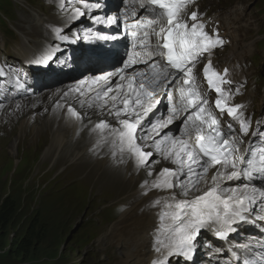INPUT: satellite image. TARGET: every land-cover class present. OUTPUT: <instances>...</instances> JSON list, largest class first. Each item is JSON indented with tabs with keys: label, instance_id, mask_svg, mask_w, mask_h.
Segmentation results:
<instances>
[{
	"label": "snow or ice",
	"instance_id": "1",
	"mask_svg": "<svg viewBox=\"0 0 264 264\" xmlns=\"http://www.w3.org/2000/svg\"><path fill=\"white\" fill-rule=\"evenodd\" d=\"M195 2L139 0L141 14L138 16L133 9L130 21L128 13L123 18L125 34L132 38L131 49L113 72L92 78L98 88H89L94 99L108 108L118 124L112 126L101 121L95 130L112 137L111 142L118 147L121 157L133 159L137 167H150L157 162L154 155L161 154L176 166L163 168L150 185L144 182V186L168 193L163 201L153 202L154 207L161 208L153 243L158 255L152 264H169L172 256L189 257L202 231H213L217 238L228 239L240 223L264 219L261 216L264 188L243 182L264 173V147L260 149L258 169L253 168V161L248 158L255 155V139L264 145V130L258 122L257 130L251 133L255 139H249L248 148H241L244 137L249 136L250 121L245 118L242 105L228 104L231 90L222 87L232 83L224 78L228 70L218 73L210 59L213 50L225 42L218 31L207 30L198 9H192ZM94 7L101 5L96 3ZM77 15L84 13L76 9L69 19ZM96 20L117 27L122 22L119 15L96 17ZM88 38L106 41L116 40L117 36L95 33ZM75 39L81 37L77 35ZM206 57L208 63L203 74L208 90L217 93L214 102L217 112L208 106L207 95L197 82L196 66ZM173 88L178 93L176 105L172 104ZM161 89L169 100V115L146 123L149 115L158 110L161 99L157 93ZM75 91L84 95L80 88ZM121 104L123 107H119ZM68 111L80 119L72 108ZM177 112L184 113L178 135L170 131ZM225 114L238 123V129L231 122L222 123ZM166 128L169 130L164 131ZM210 168L216 169L208 182L210 186L200 195L187 199L191 192L201 191L198 184Z\"/></svg>",
	"mask_w": 264,
	"mask_h": 264
},
{
	"label": "bare ground",
	"instance_id": "2",
	"mask_svg": "<svg viewBox=\"0 0 264 264\" xmlns=\"http://www.w3.org/2000/svg\"><path fill=\"white\" fill-rule=\"evenodd\" d=\"M107 2L108 6L100 4L101 7L96 8L93 4L82 0H45V5L54 3L55 8L51 7V11H49L50 8L48 7V10L44 11L37 3L34 2L33 4L30 1H27V4L29 5L28 7H31L32 9L29 10L26 8L29 11L28 13L19 14L16 24L19 26L20 19L22 18L20 27H23L24 24H26L29 28L34 29L35 31L33 35L35 39H23L22 45L20 46L17 44V48L13 52L16 54L26 53L29 48L41 44V40L47 38L54 27L57 26L62 28L68 21H73L74 19H69V17L75 13L76 9H80L85 16L77 15L75 19H85L83 21L87 22L83 23L81 27L83 29L78 34V36L81 37V39L78 40H82L83 44L81 54L77 57L79 60H77L76 63L80 60H87V58L91 56V53L95 51L94 49H96H93L91 45L89 46L88 40L86 41L84 36L87 38L92 37L95 33L106 35L104 33H112V29L114 28V32L118 31L121 33L120 35H116V40L105 41L91 38V40L99 46L106 42L112 46L110 48L111 51H106L101 57L100 65L103 66H101L102 68L99 66V68L103 69L107 67L104 71L107 73L113 72L117 68V61L122 59V54L126 51L124 47L126 39L124 40L123 38L125 32L121 31V26H109L97 22L96 17L106 18L112 15H119V12H113L115 7H111L110 5L113 3L114 6H116L117 0H107ZM22 4L23 1H18L17 3L19 7H22ZM55 4H58L59 7L55 6ZM85 4H88L91 7L85 8ZM242 8L241 4L238 5L236 3L232 7L224 9L223 11L217 8L213 14L209 15L213 18V21H220V28L223 30L226 43L229 45V48L224 52L223 56L218 58L219 64L227 65L231 69L232 75L235 79L245 76V59L250 54V43L243 38L245 27L248 25L241 23L242 15L245 11ZM56 9L58 13H55ZM65 10H68L69 14H61V12ZM45 12H48V16L51 18L45 17ZM79 26H81V22ZM113 35L114 34H109L107 36ZM114 46H116L118 50H115ZM48 47L51 48V46ZM242 47L244 48L241 50L240 48ZM104 71L100 70L95 74H91V71L88 70L86 75L78 80L65 83L66 85H61L62 87L57 86L58 89L54 88L50 90V95H48V97L47 91L42 90L37 95L25 96L18 100H13V102L20 103L24 101L26 103L25 106L23 105V110L18 112V114L24 116V119H20L21 121L17 123V127L15 128H12L9 124H6V126L9 128L8 131L10 132L18 129L15 138L16 141L11 145L12 150H15L16 148H14V144L19 143V147L21 146V150L25 153L28 152L27 149H31V151L40 155L39 152L44 147L47 140L46 137H43L41 142L35 140L32 141L29 143L30 146H27L26 143H22V140L24 135L31 131H34L35 135L39 132L45 134L47 131L50 136V146L45 150L39 161L40 165H46L50 160L51 169H58L57 165L66 164V166L64 165L65 167L63 166L61 172L70 169L82 170L83 167V170L87 172V178L93 179V175H95V179L98 180L97 185L101 190L107 185L108 188L118 193L120 191L125 192L127 195H124L125 197L123 200H119L120 198L116 200V204L118 205L120 201L128 202L127 205L122 207V212L126 209L127 211L106 227V232L103 233L97 242L103 241L104 244L101 245L102 249H108L109 246L120 249L122 253H119V255L122 256V260L128 264H152V261L155 260L158 255L154 251L153 243L154 237L156 236L158 214L161 208V206L154 207L153 202L157 199L163 201L168 193L152 189L149 186H144V182L148 181L150 185L156 180L158 174L163 168H174L176 166L170 161L164 160L163 165L159 166L158 169H154V173L151 171L150 167H137L133 159L128 158L126 155L121 157L118 147L111 142V136L105 137L99 130H95V125L100 123L102 118L108 117L106 115L108 108L102 106L99 100L94 99V92L89 91V88L96 89L99 87L98 84L92 83V78L105 75ZM68 76L71 77L72 75H69L68 73V75L62 77L64 78ZM49 88L50 87L46 89ZM77 88H80L84 92V95L75 91ZM163 91L164 90L161 89L157 94V96L160 97L161 102L165 105V112L160 115L161 118H165L169 115V100L165 97ZM109 95L111 96L113 93H110ZM259 105L264 108V101L259 102L258 107ZM110 106L111 105H109V107ZM122 106V104L119 105V107ZM87 107L92 108V111L87 112ZM69 108H72L79 115L80 119L73 116L68 111ZM35 112H40V115L37 117L36 115L30 117V115H33ZM180 114H183V112L175 113V122L170 126L171 132L177 129L179 124V118H177V115ZM93 115L96 116L93 117ZM155 116L156 118H154ZM157 118H159V115H157L156 112L150 114L146 123ZM13 121H15V119ZM113 126H118L116 120L113 121ZM1 129L0 126V130ZM168 130L169 129L167 128L164 129V131ZM161 135H163V133H161ZM249 139L255 138H252L250 133L248 137H244L245 143L242 145V149L248 148ZM257 141H259V139H255L254 147L255 145H258ZM146 150L154 151V149ZM38 155L31 154L30 156ZM248 158L251 159V155L248 156ZM252 161L253 168L258 169L261 166L258 161ZM147 170H149L154 177L148 175ZM215 170L216 169L214 168H210L206 177L200 180L198 187L203 185V189L200 192L210 186L208 182H210L211 176ZM76 172L80 173V171ZM36 176L38 177V175ZM243 182L255 185L262 184L264 183V173L256 176L252 181L245 180ZM235 183L241 182L237 181ZM260 187L264 188V185H261ZM174 191L179 192L178 189H175ZM191 193L187 199H192V197L198 196L195 194L191 195ZM178 198L184 199L185 197ZM117 205H113L112 208L115 209ZM261 216H264V213H261ZM251 223L247 224V228H240L238 230V237H234L235 240L233 241L240 243L243 242V239L249 236L252 238L260 237L261 234L260 232H257L256 229L261 227L264 231V219H255V221ZM203 233H205V231H202L198 236L199 243L196 247L195 253L190 254L187 258L183 256H172L169 263L225 264V260L220 263L219 259L223 256H233L232 253V255H229L231 250L237 254L235 250H233V247L224 244L223 241H216L206 235L202 237ZM253 240H256L255 243H253L252 240L247 241L249 245H245L246 249L242 250L237 248V250L240 251V255L234 257L238 259L233 258L226 262V264H238V262L243 261V259H257L260 264H264V236ZM201 242L202 248L204 249L203 251L200 246ZM225 247L226 251L218 254V251ZM253 247L262 249L256 250ZM208 251L209 254H207ZM205 253L206 255H204ZM200 256L201 258L199 259Z\"/></svg>",
	"mask_w": 264,
	"mask_h": 264
},
{
	"label": "rangeland",
	"instance_id": "3",
	"mask_svg": "<svg viewBox=\"0 0 264 264\" xmlns=\"http://www.w3.org/2000/svg\"><path fill=\"white\" fill-rule=\"evenodd\" d=\"M18 1H23L22 7L17 5ZM27 1L33 4L34 2L37 3L44 11H47L48 7L50 8L49 11H51V7L55 8L54 3L45 5V0ZM27 1L0 0V49L7 48L14 51L17 44L22 45L23 39H34V29L29 28L26 24H24L25 27H20L22 18L19 26L16 24L19 14L28 13V9H32L28 7ZM200 1L209 9L208 14L214 13L217 8L223 11L236 3L241 4L242 9L245 10L241 23L248 25L245 27L243 38L250 43V54L245 59L246 73L243 79L248 81V85L254 88L253 90L264 93V0ZM55 6L59 7L58 4ZM55 13H58L57 9ZM61 14L69 13L68 10H65ZM48 15L49 13L45 12V17L51 18ZM114 31L113 28L112 33L104 34H114L115 36L121 34ZM93 43H90L89 46H92ZM92 47L105 53L111 51L112 46L106 42L101 46L95 43ZM114 48L118 50L116 46ZM228 48L229 45H226V48L221 51L222 55ZM80 64L79 61L77 65ZM101 68L97 64L82 69L78 78L85 76L88 70L91 71V74H95L100 70L107 69V67H105L106 69ZM64 75L65 73L61 77ZM65 83L69 82H61L49 89H44L47 91V97L50 95V90L58 89V87L66 85ZM23 105H26L24 101L20 103L12 101L0 112V126L2 128V131L0 130V205L7 196H14L18 201L15 220L6 227L5 231L0 230V264H128L119 255L122 253L120 249L111 246L108 249H102L103 241L97 242L106 232V227L127 211L126 209L122 212V207L128 202L120 201L118 205L116 204V200L119 198V200H123L127 194L111 190L107 185L101 190L97 185L98 180L95 179V175H93V179L87 178V172L83 170V167L82 170L70 169L61 172L66 164L57 165L58 169H51L50 160L46 165H40L39 161L50 146V136L47 131L45 134L39 132L36 135L34 131H31L24 135L22 140V143L30 146L29 143L32 141L41 142L43 137H46L47 140L39 152L40 155L31 149H27L28 152L25 153L21 150V146L19 147V143L14 144V148H16L12 150L11 145L16 141L18 129L10 132L6 124L12 128L17 127V123L24 119L22 114H18L23 110ZM87 108V112L92 111V108ZM164 112L165 105L161 102L156 114L161 118L160 115ZM39 113L35 112L30 117L34 115L37 117L40 115ZM14 119L15 121H13ZM31 154L38 156H30ZM153 159L157 162L151 163L152 172L163 165L165 160L161 154H156ZM76 171H80V173ZM147 172L149 173V170ZM151 176L154 177V175ZM199 188L202 190L203 185ZM193 192L191 195L201 193L200 191ZM113 205H117V207L114 209L112 208ZM32 222V225L36 226L35 230L43 229L39 235V240H33V245L27 254H15L11 249H15V245ZM252 241L255 243L256 240L252 239ZM200 246L203 251L202 242ZM234 250L236 255H240L237 248ZM223 251H226V247L218 251V254ZM231 251L229 255H235ZM233 258L238 259L234 256H223L219 262L225 260L224 263L226 264Z\"/></svg>",
	"mask_w": 264,
	"mask_h": 264
},
{
	"label": "trees",
	"instance_id": "4",
	"mask_svg": "<svg viewBox=\"0 0 264 264\" xmlns=\"http://www.w3.org/2000/svg\"><path fill=\"white\" fill-rule=\"evenodd\" d=\"M94 49V48H93ZM91 56L87 60L77 65L75 71L80 72L82 69L89 67L90 65H96L100 63V59L104 52L98 49H94ZM18 209V201L14 196H7L4 198L0 205V230L5 231L6 227L13 223L15 220L16 212ZM33 222L28 226L25 234L20 238L18 243L15 245V249H11L15 254H27L33 245V240H39L41 230H35Z\"/></svg>",
	"mask_w": 264,
	"mask_h": 264
},
{
	"label": "clouds",
	"instance_id": "5",
	"mask_svg": "<svg viewBox=\"0 0 264 264\" xmlns=\"http://www.w3.org/2000/svg\"><path fill=\"white\" fill-rule=\"evenodd\" d=\"M92 42H94V41L91 40V41H89L88 43L90 44V43H92ZM94 44H95V42L92 44V46H94ZM80 54H81V53H80ZM81 57H82V56H81ZM81 57H80V58H81ZM77 60H79V58H77V59L75 60V62L73 63V73H72V72L70 73V74H73V75H72V78L68 79V81H66V82H71V81H75V80L79 79L78 77H79L81 71H80V72H76V71H75V69H76V67H77V63H76ZM83 61H85V60H83ZM83 61L80 60V63L83 62ZM96 65H97V64H96ZM98 65L101 67L100 63H98ZM75 75H76L77 78L74 79Z\"/></svg>",
	"mask_w": 264,
	"mask_h": 264
},
{
	"label": "water",
	"instance_id": "6",
	"mask_svg": "<svg viewBox=\"0 0 264 264\" xmlns=\"http://www.w3.org/2000/svg\"><path fill=\"white\" fill-rule=\"evenodd\" d=\"M123 38H124V40L126 39V37L123 35ZM94 48V47H93Z\"/></svg>",
	"mask_w": 264,
	"mask_h": 264
}]
</instances>
